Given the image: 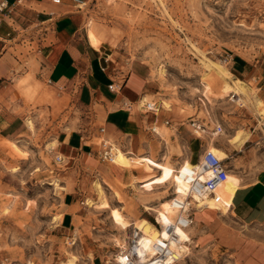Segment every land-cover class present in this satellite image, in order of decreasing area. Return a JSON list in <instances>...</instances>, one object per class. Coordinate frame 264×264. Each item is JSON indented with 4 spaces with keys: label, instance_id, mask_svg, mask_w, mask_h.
<instances>
[{
    "label": "rangeland",
    "instance_id": "rangeland-1",
    "mask_svg": "<svg viewBox=\"0 0 264 264\" xmlns=\"http://www.w3.org/2000/svg\"><path fill=\"white\" fill-rule=\"evenodd\" d=\"M84 1L80 4L84 27L93 34L99 50L109 49L114 54L112 63L122 62V70L130 63L149 68V80L157 86V94L147 102L168 111L174 107L188 129L189 140H201L206 149L216 147L228 156L226 182L243 184L235 173L244 167L249 171L264 169V138L256 127L257 120L264 119V0ZM19 7L24 9L21 13H31L26 4ZM22 46L17 49L25 57L37 48L28 40ZM235 60L248 65L249 74H234L231 62ZM210 62L243 82L247 95L224 93L225 82ZM22 86H28L24 80L18 83ZM48 98L46 102H50ZM139 104L141 109L146 106ZM74 110H69L63 121L75 118L79 126L82 111ZM46 113L42 118L46 119ZM83 114L86 127H92L88 110ZM192 122L200 130L192 127ZM153 134L159 139L152 137L150 155H144L142 149L125 153L117 148L129 159L128 168L111 157L112 164L100 171L85 170L86 175H65L60 172L64 166L53 172V157L47 154L53 151V142L41 146L39 135L29 153L2 139L0 146L7 150L8 158L15 161L30 156L31 165L0 163V264H116V256L125 255L122 252L128 249L133 233L161 235L155 213L175 205L172 175L190 160L174 163L180 148L170 143L169 132L153 127ZM237 135L235 143L232 140ZM101 141L96 137L93 145L99 148ZM202 150L199 145L192 149L190 165H197ZM91 156L101 163L96 155ZM112 166L141 175L133 172L125 184L111 174ZM70 190L77 217L72 229L65 230L59 227V205ZM221 192L229 194L224 188ZM103 200L107 209L98 207ZM192 207L187 216L193 224L185 230L190 239L185 244L188 251L174 264H264V223L245 225L230 217V207L220 196L214 207L210 203H192Z\"/></svg>",
    "mask_w": 264,
    "mask_h": 264
},
{
    "label": "crops",
    "instance_id": "crops-1",
    "mask_svg": "<svg viewBox=\"0 0 264 264\" xmlns=\"http://www.w3.org/2000/svg\"><path fill=\"white\" fill-rule=\"evenodd\" d=\"M6 1L9 7L0 18V141L6 139L27 153L30 146L34 147L35 136L39 135L41 146L47 147L53 142V151L47 153L53 157V172H59L57 166H64L60 172L65 171V175H86L85 170L97 168L100 171L107 167L110 161L100 163L91 156L99 149L93 145L96 137L125 153L142 149L144 155H150L152 137L158 138L153 134V127L165 129L169 132L170 143L180 148V154L173 158L177 164L183 162V158L191 162L192 149L198 145L203 147L201 154L207 148L201 140H189L188 129L174 107L168 111L157 106V114L140 108L142 99L157 94V86L149 80V68L142 63H130L122 70V62L112 63L114 54L106 48L99 50L94 39L95 47L91 39L93 34L85 29L82 6L73 0H62L60 5L48 0H22L19 5L16 0ZM25 4L31 13H21L24 9L19 6ZM27 40L30 46L36 44L37 47L28 53L29 57L17 49ZM231 63L234 74H249L248 65L243 61ZM27 74L31 76L26 77ZM19 79L28 86L18 87ZM109 86L115 91L109 90ZM46 96L50 102H46ZM72 109L82 111L79 126L75 118L63 121ZM87 110L95 128L86 127L83 113ZM45 112L46 119L42 118ZM263 120H257L258 130ZM28 122L33 123V131ZM159 142L166 150V145ZM56 157H60L61 162H56ZM29 158L11 160L7 150L0 146V163L30 164ZM112 170L111 174L117 175L125 184L130 175L134 176L133 172L137 177L141 175L116 166H112ZM235 174L243 184L227 181L218 190L230 207L228 215L235 216L245 225L264 223V169L249 171L244 167ZM223 188L229 190L228 195L221 192ZM59 206L62 211L59 227L71 230L77 217L71 190L63 194Z\"/></svg>",
    "mask_w": 264,
    "mask_h": 264
},
{
    "label": "bare ground",
    "instance_id": "bare-ground-1",
    "mask_svg": "<svg viewBox=\"0 0 264 264\" xmlns=\"http://www.w3.org/2000/svg\"><path fill=\"white\" fill-rule=\"evenodd\" d=\"M91 39L93 41V44L95 45L94 38L92 35H91ZM95 47L97 46L95 45ZM209 64L212 65V68L215 71L214 73L222 80H224L225 85L222 88L224 93H231L232 96L234 97L237 94L247 95L248 93L247 88L243 84V82L238 80H233L230 73L225 69H223L219 64L213 62H210ZM140 103L143 106L148 104L146 99H142ZM28 127L32 129L31 122H28ZM238 140H239V135L235 136L232 141L237 143ZM207 150H210L220 160H228V156L216 147H209ZM112 158L113 160L119 162L123 168L125 169L128 168L129 159L116 147H113ZM140 160L144 162H150V160L147 158H141ZM153 165L158 169L168 171V168H165L160 164L153 163ZM196 166L197 165H190L188 161H184L182 165L173 172L174 173L172 175L173 183L177 194V198L175 199V205L169 207L166 212L156 211L155 213L157 220L156 225L159 226L161 235H157L154 232H149L144 236L137 235L138 244L135 251H136V255L139 256L138 264H158L156 262L152 263V261L156 259L155 255L157 254V252H159V248L161 247H165L168 251L166 257L164 258L165 261L164 264H174L176 261L182 258V256H184V254L187 253L188 251V248L187 246H185V244L186 243L188 244L190 242V239L187 233L185 232V230L188 229L189 226L193 224V221H191L187 217L188 211L191 210L190 207L193 209L192 203L193 205H196L197 203L200 204L205 203L207 205V203H210L213 205V207L218 203V202L216 203L214 199L208 195H202L197 192L191 191L189 185L190 178L188 176L190 170L192 168H196ZM208 177L209 174L202 175L201 179L205 180ZM225 183L226 181L220 184L215 190V194L218 198L220 196L218 194V190ZM131 185H133V182H131L129 186ZM97 190H99V192L102 193L99 186H97ZM190 199H191V203H190ZM98 207L100 209H107L108 204L106 203L105 200H103L98 205ZM148 210L152 211V209L150 208H148ZM122 253H126V251ZM115 262L116 264H124L125 255L118 254L116 256Z\"/></svg>",
    "mask_w": 264,
    "mask_h": 264
},
{
    "label": "built area",
    "instance_id": "built-area-1",
    "mask_svg": "<svg viewBox=\"0 0 264 264\" xmlns=\"http://www.w3.org/2000/svg\"><path fill=\"white\" fill-rule=\"evenodd\" d=\"M22 0H16V5H19ZM54 5L62 4V0H48ZM73 2L77 5L82 3L81 0H73ZM9 5L6 0L0 1V18L1 15L8 9ZM1 26V19H0ZM109 90L115 91L113 86L108 87ZM146 112H151L153 114H157L159 108L155 103H148L145 108H143ZM192 127H195L196 130H200L199 126L192 122ZM219 130V128H218ZM264 138V120L260 123L258 130ZM100 132H103V129H100ZM113 152V146L106 141H101L99 145V149L95 151V155L103 162L111 161ZM56 162H61L60 157H56ZM226 160H220L216 155H214L210 150L205 149L201 154L199 160L197 161L196 168H192L189 172L190 178V189L191 191L197 192L202 195H208L214 199L217 203L219 198L215 194L216 188L226 181L228 175V167L225 163ZM209 174V177L205 180H202V175ZM190 218L189 216H187ZM137 233L132 234L130 239V244L125 253V262L124 264H138L139 256L136 255V247H137ZM159 248V247H158ZM167 249L165 247L159 248V252L155 255L156 259L152 261L158 264H164V258L167 254Z\"/></svg>",
    "mask_w": 264,
    "mask_h": 264
}]
</instances>
